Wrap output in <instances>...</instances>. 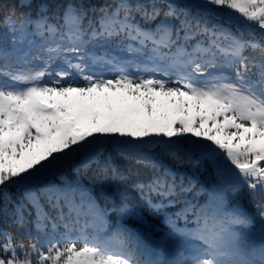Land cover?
Segmentation results:
<instances>
[{"label": "snow or ice", "instance_id": "obj_1", "mask_svg": "<svg viewBox=\"0 0 264 264\" xmlns=\"http://www.w3.org/2000/svg\"><path fill=\"white\" fill-rule=\"evenodd\" d=\"M20 7L31 8V0H21ZM61 8L50 12L39 4L35 15H17L0 3V25L11 30L13 42L18 34L31 36V46L39 49L33 63L28 53L9 49L6 40L0 44V199L10 198L9 187L23 188L37 221L51 220L55 232L64 215L49 216L42 200L53 208L61 199L71 201L64 189L43 179L64 160L82 152L91 158L105 143L117 145L124 157L129 147L160 144L165 152L180 154L188 145L196 164L222 155L237 179L227 187L219 184L205 207L181 201L193 186L178 182L160 160L132 154L153 169L133 187L153 215L163 216L169 231L162 245L177 235L199 245L178 264H264V239L257 245L238 234L236 226L249 227L251 221L241 207L228 203L229 193L236 196L246 188L264 221V39L209 28L193 15L194 9L227 10L264 38V0H66ZM108 44L146 57L145 74L115 57L90 55ZM98 64L115 71H93ZM110 174L125 178L115 168ZM117 210L137 214L126 202ZM89 213L103 223L104 211L91 202ZM14 217L23 223L24 203ZM77 224L79 213L46 247L0 230V264H163L143 259L126 232L93 235L87 224L79 229Z\"/></svg>", "mask_w": 264, "mask_h": 264}, {"label": "trees", "instance_id": "obj_2", "mask_svg": "<svg viewBox=\"0 0 264 264\" xmlns=\"http://www.w3.org/2000/svg\"><path fill=\"white\" fill-rule=\"evenodd\" d=\"M66 2V0H31L32 7H20L21 0H0V3L6 5L9 9L15 8L17 15L20 13L30 12L32 15L36 14L37 5L46 4L49 6V11L59 12L62 10L61 6ZM93 3H103V0H92ZM191 3H198L197 0H190ZM193 15L201 22H208L209 28L215 26L219 29L223 28V23H229L231 33L236 35H242L245 39H250L254 36L248 28L245 27L244 23L238 22L232 17L223 16V13H200L198 10H193ZM208 19V20H207ZM238 23H241L242 27ZM260 39H264L259 35ZM251 55H257L258 53H248ZM165 161L162 163L172 169L176 173V180L183 181L185 185L191 184L193 190L191 192L184 193L180 199L191 201L192 203L201 204L207 200L208 190L202 178L205 179L204 173L209 170L211 171L212 177H214V170L210 164L201 159L199 164H196L191 156L183 154H162ZM115 168L124 179H113L110 174V169ZM105 169L109 172L105 173ZM65 174L73 182L76 181L79 187L87 192L86 201L84 204L89 207V202L94 204L98 209L104 211L103 223L100 224L99 221L91 223L89 233L95 235L97 230H99L101 235H111L116 232L115 223L121 222L124 225L136 226L141 231L148 233L152 236L163 237L169 228L165 224L162 215H153L148 203L145 199H142L140 193L133 187L134 182L143 181L148 179L153 174V169L147 161H142L139 157L133 159L132 154L127 155V157L121 156L116 147L106 146L100 150L95 157L88 162L87 165L79 166L74 168V166H69L65 171ZM63 181V178H61ZM209 182V179L206 180ZM23 193L20 189L17 190L16 194H9L8 200L0 199V230H7L11 232L17 239H23L25 241L29 239L38 238V232L41 229L35 224L34 218L32 217V210H28L25 207V217L22 224H17L15 222L14 213L17 207V202L21 201ZM156 194L153 193V196ZM236 196L232 194L229 196L228 203L230 206H234V202H238L246 214L251 219V224L249 227L243 225H237L236 231L242 237L250 238V236L256 237L261 235L264 237V227L263 221L256 215L253 205H249V209L246 210L243 207L241 200L236 201ZM242 196V195H241ZM246 200V195L244 196ZM122 202H126L129 206L134 207L136 210V217L131 218L130 215H124L117 209ZM154 203H159V200H154ZM65 209L66 204H63ZM180 207V204L176 205V208H169L167 211L171 213ZM59 207L52 211L53 217L59 215ZM64 217L68 218L65 222L75 221L74 214L71 210H64ZM87 214L93 218L87 210ZM72 221H71V220ZM58 226L64 227V221L58 220ZM178 226L183 228L184 221L180 220ZM193 225L189 224V227ZM261 237V238H262ZM2 239V236H0ZM176 248L179 261L186 260L190 256L188 251L195 248L194 241L182 236H175L169 240ZM198 246V244H197ZM196 246V247H197Z\"/></svg>", "mask_w": 264, "mask_h": 264}, {"label": "rangeland", "instance_id": "obj_3", "mask_svg": "<svg viewBox=\"0 0 264 264\" xmlns=\"http://www.w3.org/2000/svg\"><path fill=\"white\" fill-rule=\"evenodd\" d=\"M198 3H202L203 0H197ZM223 13V16L227 17H232L238 22L244 23L236 14L234 13H229L227 10H220L215 13ZM207 13H205L206 15ZM212 14V13H210ZM208 20V19H207ZM203 24L209 25L208 22H204ZM240 27H242L241 23H238ZM230 24L229 23H223V28L222 30L231 32L230 30ZM249 30V29H248ZM252 32V31H251ZM254 34L253 37L250 39H256V40H261L259 38V31L257 30L256 32H252ZM33 39V37L28 36L27 39H25L23 36L17 35L16 42H13V36L11 33V30L5 29L3 25H0V44H2L5 40L7 41V47L9 49L15 48L16 50L24 53H28V59L32 60L33 63H36L34 58L38 55L39 49L36 47L31 46L30 41ZM90 55L92 56H104L108 55L109 57H115L118 61H121L123 63H126L129 65L130 70L136 72V70L139 68V72H137L138 75L140 74H145L147 68L149 67L146 65L143 61L146 60V57L140 56L138 54H135L133 52L128 51L126 48L122 46H118L116 44H108L103 47H95L91 50ZM11 63L16 62V58H13ZM93 71H98V72H104L109 75L115 71L114 68L111 66L105 65V64H98L95 65L92 68ZM194 139V138H192ZM135 143V142H133ZM106 146H113L117 148V145L115 144H109L105 143L100 149L102 150ZM164 146L160 144H153L147 148H142V149H134V148H128L127 151L129 154H136L138 152H143L145 155L151 156L153 160H160L161 162L165 161L166 158L162 154H166L163 150ZM187 148L188 145L184 146V149L180 154H187ZM171 154H177L175 152H171ZM189 156V155H188ZM95 156L89 158L88 153H80L78 156H73L69 160H64L56 169H54V174L49 175L46 179H43V183H48L51 181V183L57 185L58 187L64 189L67 192L68 195V200L71 201V203L65 202L64 199H61L60 205L58 206V213L60 214L61 212L63 215H65L64 210H71L74 214V220L77 219V213H79V224L76 225L77 229L80 227H84L85 224H87V221L91 220V217L89 214H87V210L89 207H87L84 202L86 201V195L88 194L87 192L83 191L80 187L79 184H77L76 181H72L69 179V177L66 176L65 171L69 168V166H74V168H77L79 166L87 165L88 162H90ZM139 157V156H137ZM207 161L212 169L214 170V177L211 175V171L207 170L204 173V178L201 177L202 182L206 186L208 193H207V200L204 201L203 205L207 207L211 203V197H212V192L217 188V186L221 183H223L226 187L236 181L237 175L236 170L230 166L226 165V161L224 157L221 155L218 160L214 158H205L202 159ZM61 178H63V181H61ZM209 179V182L206 180ZM20 189L23 193L21 197V201L17 202V205L24 203L25 207L28 210H32V217L34 218L35 224L41 229L40 232H38V238L35 240L38 241L41 245H44L45 247L47 246V243L50 239L52 238H59L60 234L64 232V227L61 228L60 226L58 227L57 231H53L52 227V221L51 220H44L43 217L40 218L39 222L37 221V212L36 209L32 207V205L27 204L24 201V190L23 188L20 187H9L8 189V194H16L17 190ZM87 193V194H86ZM231 193H229V196ZM242 195V196H241ZM246 195V200L244 199V196ZM259 198V196L257 197ZM241 200L243 203L244 209L248 210L249 205H253L251 198L248 195V190L246 188L242 189L239 193L238 196L236 197V201ZM88 202V201H86ZM42 203L44 204L43 211L48 213L49 216L53 217L52 211H55V208H53L46 200H42ZM63 204L67 205V208L63 206ZM235 205H239L238 202H234ZM254 208V207H253ZM131 218L136 217V214L130 215ZM64 222L67 221L68 218L64 217ZM72 219V220H73ZM71 220V219H70ZM71 220V221H72ZM251 221V219H250ZM58 224V222H57ZM251 224V223H250ZM263 227H264V221H263ZM88 229V227H87ZM119 231L126 232L128 235H131L132 241H135L137 245L139 246V250L142 253V258L145 260H157L163 262V264H178L180 262L177 257V251L176 248L173 246L171 242L168 241L167 245H162L161 243V237L160 236H152L148 233H145L138 229L136 226H119ZM261 235L253 237L250 236L249 239L256 238L258 241L261 242L264 237ZM256 243V242H254ZM192 254V253H191Z\"/></svg>", "mask_w": 264, "mask_h": 264}]
</instances>
